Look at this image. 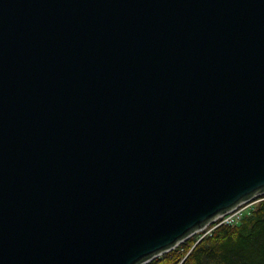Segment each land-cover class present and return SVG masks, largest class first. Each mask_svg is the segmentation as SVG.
<instances>
[{
	"label": "water",
	"instance_id": "1",
	"mask_svg": "<svg viewBox=\"0 0 264 264\" xmlns=\"http://www.w3.org/2000/svg\"><path fill=\"white\" fill-rule=\"evenodd\" d=\"M264 191V0H0V264H144Z\"/></svg>",
	"mask_w": 264,
	"mask_h": 264
},
{
	"label": "trees",
	"instance_id": "2",
	"mask_svg": "<svg viewBox=\"0 0 264 264\" xmlns=\"http://www.w3.org/2000/svg\"><path fill=\"white\" fill-rule=\"evenodd\" d=\"M264 264V198L233 225L221 224L202 238L192 235L145 264Z\"/></svg>",
	"mask_w": 264,
	"mask_h": 264
},
{
	"label": "built area",
	"instance_id": "3",
	"mask_svg": "<svg viewBox=\"0 0 264 264\" xmlns=\"http://www.w3.org/2000/svg\"><path fill=\"white\" fill-rule=\"evenodd\" d=\"M259 196H264V191H262L260 193H255L249 199H245V200L241 201L237 205H235L232 208H230L228 211H226L224 213H221L219 215H216L214 218H212L205 225V227L203 229L201 228V230L200 229L195 230L190 235V237L192 235H194V234L195 235H197V234L199 235L200 234L199 238H202L206 234L210 233L218 225H221V224H226V225L236 224L242 218V216L245 214V211L247 212V210H249L250 208H252L256 204V202H257L256 199ZM179 244H177L176 246H178ZM176 246L174 248H176ZM159 255H161V254H159ZM159 255H157V256H159ZM152 259H150V260H152ZM150 260H148L147 262H149ZM182 261H183V259L180 260L177 264H181ZM147 262H145V263H147Z\"/></svg>",
	"mask_w": 264,
	"mask_h": 264
},
{
	"label": "rangeland",
	"instance_id": "4",
	"mask_svg": "<svg viewBox=\"0 0 264 264\" xmlns=\"http://www.w3.org/2000/svg\"><path fill=\"white\" fill-rule=\"evenodd\" d=\"M262 198H264V196H259V197H257L256 200L259 201V200L262 199ZM245 212H246V211H245ZM204 227H205V226H204ZM204 227H203V228H204ZM203 228H202V229H203ZM200 230H201V229H200ZM195 236H200V234H199V235L197 234V235H195ZM188 238H190V236H189ZM188 238H187V239H188ZM187 239L183 240L181 243L179 242L180 244L178 243V244H179L178 246H181V244H182L183 242H185ZM176 245H177V244H176ZM176 245H175V246H176ZM175 246H174V247H175ZM178 246H176V247H178ZM174 247H173V248H174ZM173 248H172V249H173Z\"/></svg>",
	"mask_w": 264,
	"mask_h": 264
}]
</instances>
